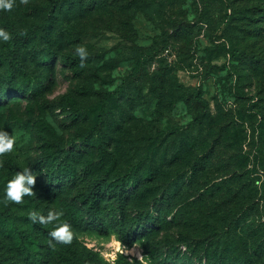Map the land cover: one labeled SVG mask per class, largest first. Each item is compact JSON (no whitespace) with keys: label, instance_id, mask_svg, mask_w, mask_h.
<instances>
[{"label":"rangeland","instance_id":"rangeland-1","mask_svg":"<svg viewBox=\"0 0 264 264\" xmlns=\"http://www.w3.org/2000/svg\"><path fill=\"white\" fill-rule=\"evenodd\" d=\"M16 3L11 12L0 11V27L13 37L6 26L13 25L25 36L17 40L19 64H0L1 81L40 86L34 95L11 92L1 100L0 129L17 137L14 151L0 156L5 173L21 169L18 161L30 164L45 153L46 137L57 153L61 144L78 154L69 168L89 181L126 173L145 153L157 159L154 167L172 173L190 165L191 158L206 157L198 175L203 189L236 173L240 183L255 175L247 173L250 166L240 156L254 149L264 113V0ZM79 44L89 51L84 68L63 60L67 54L77 57ZM3 50L7 43L0 42ZM116 89L106 108H99ZM100 139L106 143L95 142ZM238 188L228 186L225 200L216 192L208 202H198L195 213L205 225L213 215L216 221L217 213L237 205L243 195ZM257 206L246 217L253 223L247 235L258 240L259 252L243 247L239 256L232 244L227 264H264L262 201ZM78 237L81 249L92 250L99 264L117 260L109 255L119 240L116 232L94 230ZM201 256L197 264H204ZM118 259L128 263L129 256Z\"/></svg>","mask_w":264,"mask_h":264},{"label":"trees","instance_id":"trees-1","mask_svg":"<svg viewBox=\"0 0 264 264\" xmlns=\"http://www.w3.org/2000/svg\"><path fill=\"white\" fill-rule=\"evenodd\" d=\"M260 9L264 10V7L260 6ZM235 11L233 15L237 13ZM233 15L231 21L235 19ZM6 26L13 33V39L7 43V50L0 53V64L17 65L20 57L17 40L25 36L24 31L13 25ZM227 42L228 53L234 59V41L228 37ZM63 60L79 66L78 57L67 54ZM260 65L264 66L262 57ZM39 86L36 82L29 88L16 86L10 79L1 81L0 76V104L6 94L26 95L30 92L34 95ZM117 91L106 94L98 104L99 108L105 109ZM62 102L67 106L69 97H62ZM260 115L254 149L240 156L250 166L247 173L255 175L240 183L236 178L240 174L236 173L216 182L210 190L208 187L203 189L198 177L206 157L191 158L190 165L172 173L160 165L154 167L158 164L157 159L145 153L126 173L93 176L89 181L69 168L80 158L78 154L61 144L57 153L43 137L47 143L43 144L47 147L46 152L30 164L25 159L18 161L17 168L21 169L7 173L0 167V264H99L92 250L85 246L81 249L78 237L94 230L107 235L116 232L128 248L137 242L149 264H197L200 253H203L200 263L204 260V264H227L232 244L239 249V256L247 250L259 252L258 240L247 235L253 223L246 216L258 207V202L262 201L264 207V113ZM173 133L176 131L169 134ZM95 142L106 143L102 139ZM25 167L37 174L35 196L25 197L22 204L9 202L5 199L6 184ZM84 181H87L86 185L79 187ZM234 184L239 185V192H243L235 203L237 205L232 210L217 213L216 221L213 215L205 225L195 213L196 205L208 202L216 192L223 194L219 198L225 200L228 186ZM50 209L64 211L63 219L72 225L76 234L71 245L58 244L55 249L50 248L48 233L53 225L33 224L29 219L32 210L46 215ZM182 245H185L184 251L180 249ZM115 264H120V260L117 259Z\"/></svg>","mask_w":264,"mask_h":264},{"label":"clouds","instance_id":"clouds-1","mask_svg":"<svg viewBox=\"0 0 264 264\" xmlns=\"http://www.w3.org/2000/svg\"><path fill=\"white\" fill-rule=\"evenodd\" d=\"M21 5H27L29 0H19ZM17 7L16 0H0V11L11 12ZM23 34V33H22ZM13 39L12 34L5 28L0 27V42L8 43ZM74 55L79 58V66L86 67V61L89 58L88 48L79 44L74 48ZM17 143V137L12 133L0 129V156H4L14 151ZM37 174L29 167L23 168L15 173L14 177L6 184L5 199L15 204H22L25 197L35 196L33 191L36 184ZM64 211L62 209H50L46 215L37 210L29 213V219L33 224L53 225L52 230L48 233L50 239L48 246L55 249L59 245H71L76 238L72 225L64 220ZM115 249L109 252L110 256L116 259L119 256H129L128 264H146L147 257L143 254L140 245L134 242L132 249H128L121 240H117ZM110 264H115L112 260Z\"/></svg>","mask_w":264,"mask_h":264}]
</instances>
